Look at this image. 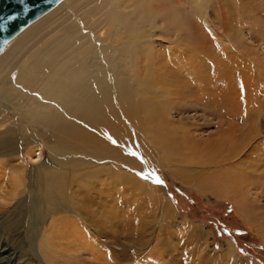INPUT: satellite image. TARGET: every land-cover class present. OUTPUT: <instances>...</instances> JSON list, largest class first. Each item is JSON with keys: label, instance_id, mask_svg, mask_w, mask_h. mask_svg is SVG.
<instances>
[{"label": "bare ground", "instance_id": "obj_1", "mask_svg": "<svg viewBox=\"0 0 264 264\" xmlns=\"http://www.w3.org/2000/svg\"><path fill=\"white\" fill-rule=\"evenodd\" d=\"M209 3L57 0L3 43L0 200L6 204L0 202V213L7 215L11 203L27 201L35 187L42 199V230L49 219L64 237L71 236L80 230L79 222L69 217L80 216L73 189L100 180L101 171L116 184L121 181L125 193L132 188L139 204L154 202L157 191L132 173L138 166L135 144L165 163L172 176L188 177V184L224 195L236 208L258 198L256 191L264 187V133L257 122L239 120L235 87H244L237 69L240 52L227 60L226 51L212 46L207 51L206 45L199 54L210 55V64L202 59L175 69L199 81V72L193 71L197 68L220 86L212 97L196 89L192 103L197 105L176 111L184 115L200 110L198 118L181 115L172 122L166 104L169 91L174 98L183 95L175 87L177 80L165 75L169 66L163 61L174 59L188 43L199 48L205 34L195 18L217 36L206 16ZM210 127L214 131L209 137L201 134ZM183 162L191 166L174 174L171 167ZM36 171L40 177L34 182ZM135 209L144 211L142 205ZM67 221L69 229L64 227ZM37 241L42 246V234ZM5 251L0 249V262ZM227 255L233 256L232 250Z\"/></svg>", "mask_w": 264, "mask_h": 264}, {"label": "rangeland", "instance_id": "obj_2", "mask_svg": "<svg viewBox=\"0 0 264 264\" xmlns=\"http://www.w3.org/2000/svg\"><path fill=\"white\" fill-rule=\"evenodd\" d=\"M208 1L206 16L217 36L205 28V23L195 18V23L203 24L201 29L205 34L199 48L195 50V43H188L179 47L174 59L163 61L166 67L169 66L165 75L177 80L175 87L181 88L183 95L180 99L174 98L169 91L166 96L171 121L175 122L183 115H176L179 108L197 105L192 103L196 99V89L197 94L206 93L204 96L212 97L215 90L220 88L219 84L203 78V72L197 68L193 71L199 72L198 77L202 81H196L194 76L196 84L187 73L175 70L197 60L206 59L209 63L212 59L210 55L199 54V50L206 51L204 47L207 45V51L211 46L220 53L226 51L227 56L223 58L228 57L227 60L237 58V52H240L239 59L242 62L237 69L244 87L238 84L235 88H239V92L240 88L246 89L240 92L242 95L238 92L239 120H245L251 125L257 122L259 133L262 134L264 0H219L216 6L213 4L215 0ZM209 82L212 88L207 85ZM168 89H172L171 85ZM193 114L198 118L200 110H191L181 117H191ZM213 131L214 127H210L201 134L209 137ZM135 146L137 150L134 151V157L138 159V166L132 173L148 188L157 191L159 196L154 202L139 204L138 195L133 193L132 188H127L125 193L121 181L116 184L115 178L101 171L100 180L95 179L94 182L80 184L73 189V200H76L80 216L72 214L69 217L79 222L81 231L64 237L57 224L54 226L49 219L42 230L39 224L43 218L42 199L34 187L27 201L15 205L11 203L8 216L4 212L0 213V249L6 250L4 261L0 263L264 264V187L256 191L257 199L249 200L241 209L236 208L228 197L209 189L199 190L185 182L188 177L172 176L164 167L165 163L142 153L139 144ZM38 159L36 153L32 161L36 163ZM177 164L171 167L174 174H181L178 171L183 166H191L185 162ZM39 177L40 172L36 171L33 181L37 182ZM139 205L143 206L144 211L137 212L135 207ZM67 223L64 227L69 229V221ZM188 230H192L191 235H188ZM40 234L43 243L39 247L37 240ZM34 245L36 255L32 251ZM230 250L233 256L227 255ZM45 251L49 253L48 256Z\"/></svg>", "mask_w": 264, "mask_h": 264}, {"label": "water", "instance_id": "obj_3", "mask_svg": "<svg viewBox=\"0 0 264 264\" xmlns=\"http://www.w3.org/2000/svg\"><path fill=\"white\" fill-rule=\"evenodd\" d=\"M56 1L0 0V48L14 32Z\"/></svg>", "mask_w": 264, "mask_h": 264}]
</instances>
